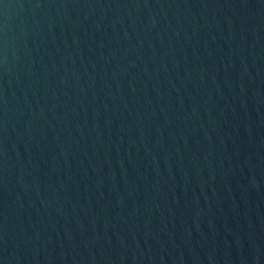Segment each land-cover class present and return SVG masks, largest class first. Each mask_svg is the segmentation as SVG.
I'll list each match as a JSON object with an SVG mask.
<instances>
[{
  "label": "water",
  "instance_id": "water-1",
  "mask_svg": "<svg viewBox=\"0 0 264 264\" xmlns=\"http://www.w3.org/2000/svg\"><path fill=\"white\" fill-rule=\"evenodd\" d=\"M0 264H264V0H0Z\"/></svg>",
  "mask_w": 264,
  "mask_h": 264
}]
</instances>
